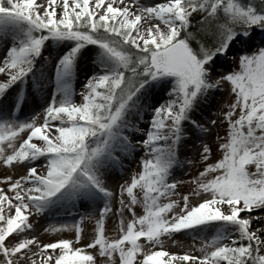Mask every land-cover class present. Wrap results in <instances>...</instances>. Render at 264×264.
<instances>
[{
  "label": "snow or ice",
  "instance_id": "1",
  "mask_svg": "<svg viewBox=\"0 0 264 264\" xmlns=\"http://www.w3.org/2000/svg\"><path fill=\"white\" fill-rule=\"evenodd\" d=\"M254 27L264 29V0H0V39H16L0 56V107L8 113L0 118V264H264V46L232 55L230 71H212L213 57L227 55L237 34ZM50 38L75 44L54 61L46 106L20 120L23 86L37 75ZM88 44L98 47L103 70L87 78L77 101L72 77ZM166 75L175 78L168 97L142 128L138 94ZM213 89L224 99L218 115L226 134L217 137L215 163L199 140L204 164L188 182L199 197L193 200L177 191L182 182L172 170L181 164L185 121L209 136L219 126L190 115ZM132 131L143 138L131 139ZM136 148L145 154L141 170L119 185L114 207L108 169ZM97 193L102 207L45 229L74 231V240L33 234L30 217L64 199L94 201ZM110 216L119 217L111 236ZM85 220H95L90 242L82 238ZM175 234L193 243L173 240L181 250L167 249Z\"/></svg>",
  "mask_w": 264,
  "mask_h": 264
},
{
  "label": "bare ground",
  "instance_id": "2",
  "mask_svg": "<svg viewBox=\"0 0 264 264\" xmlns=\"http://www.w3.org/2000/svg\"><path fill=\"white\" fill-rule=\"evenodd\" d=\"M145 2V0L143 1ZM16 43L15 36L13 34H9L2 39H0V56L4 55L6 49L8 47L13 46ZM75 41L72 40H62V41H54L51 39L50 42H47V47L42 49L41 57L37 58L36 68H34V72L37 73L35 77H32L30 74V78L23 86V102L21 109L16 113V117L20 120H24L27 117L35 114V112L40 111L41 108L46 106L48 100L51 99V93L54 88L53 83H49L48 81L54 76L55 73V60L59 59L60 56H63L69 49L74 45ZM245 44V41H242ZM248 46L254 47L257 45L256 42L249 39ZM232 51L240 52L237 45H232L229 53ZM80 56L77 57L76 60V71L75 76L72 77L73 88L76 93L77 101L78 94L83 86L84 82L87 80L89 76H92L95 72L102 71L101 68V60L98 55V47L96 45H89L85 48ZM43 57H49V61L44 62ZM215 65L212 69L213 74H219L220 69L225 70V66L228 64L226 58H217L215 60ZM20 82L12 86V89H16V92L13 93L11 99L9 100V104L11 107L16 101V93L20 91L18 85ZM171 87V82L169 80L159 82L157 84L147 85L144 89L141 90L140 96V105H142V119L139 120V126L142 128L147 127V121L151 118L152 107H155L161 103L168 97L169 88ZM11 91V89H10ZM212 95L210 97H206L204 101L201 102V105L192 110L190 113L192 119L199 121L204 124L205 127H208V121L212 120V114L210 113V108L214 107L220 100L221 93L218 89H213ZM3 97H0L2 100ZM135 111V110H134ZM8 115L7 111L0 107V118H4ZM186 125L185 130L187 131V136L185 137V145L180 149V161L181 164L178 163L173 166L172 176L179 174L185 171L191 163L193 153L196 150V139L204 140L207 138V134L202 133L198 127H195L190 124L189 121H185ZM131 139L139 140L143 138V134L140 132L132 131ZM123 149V145L121 146ZM144 153L140 148H136L131 151L130 154L124 152L118 160L112 161V166L108 169L106 180L108 181L110 186H113L116 182L120 180L123 176H125L129 171L135 168V171L138 172V168L140 166L141 159L144 157ZM41 162L42 158H41ZM104 197L102 193H97L95 200H91L88 198H80L77 199L75 206H79L81 208V212L74 215L64 214V213H56V211L60 210L62 207L67 206L65 202L59 201L47 209L46 213L36 220L33 223L34 232L33 234L37 235V232L43 229L46 222L49 220L54 221H62L64 218L66 220H73V217H76L83 212L85 214L93 211V205L103 206ZM51 212H55L54 215L50 214ZM72 222V221H71ZM208 233L215 234V228H211L208 230ZM207 233V234H208ZM185 236H190L186 235ZM172 251H177L170 249Z\"/></svg>",
  "mask_w": 264,
  "mask_h": 264
},
{
  "label": "rangeland",
  "instance_id": "3",
  "mask_svg": "<svg viewBox=\"0 0 264 264\" xmlns=\"http://www.w3.org/2000/svg\"><path fill=\"white\" fill-rule=\"evenodd\" d=\"M143 1L144 0H141V2H143ZM237 37L238 38H234L233 42L230 44V46H229L230 49H231L232 45H237L239 51L242 52V51H250L251 49L256 48L258 46H264V29L254 27L253 30L251 32H249V34L247 36H244V35L238 33ZM249 39L250 40L252 39V41L257 43V45L254 47L248 46L247 42H249ZM50 41H51V38L48 41H46L45 43L50 42ZM242 41H245V44H243ZM89 45H92V44L86 45L85 48H87ZM84 49H82L81 52ZM235 53H237V52L232 51L231 54L228 52L227 55L222 56V57L220 56V54H217V56L213 57V59L216 60L217 58H226L228 64L225 66V70L230 71L233 68L237 67V65L232 64V61L230 59V57L232 55H234ZM174 79L175 78L172 77L171 75H169V76L166 75L163 77H159L156 80L150 81L149 85L157 84L159 82L166 81V80H169L172 83V81ZM224 97L225 98L227 97V93H224ZM16 99H17V96H16ZM220 100L221 101H219L217 104H215L214 107L210 108V113L213 116L212 119H216L218 121L219 126L216 128H212L210 130L211 135L210 136L208 135L207 138H205L203 140V142L208 143L210 148L212 149V153H211V155L209 157V161H208L209 163H215L216 159H218L222 156V152L220 151L219 144L217 142V137L218 136L222 137L226 134V124L219 123L220 120H222V117L219 116L218 113L220 111L221 104L224 103V99L221 96H220ZM15 105H16V101L14 102L12 107L14 108ZM21 106H22V99L20 101L19 110L21 109ZM19 110L17 112H19ZM199 140L200 139H196V150L193 153V156L191 159V162H192L191 165L185 171L172 176V178H174L175 180L182 182L178 185L177 191L179 193H181V195L189 194L193 200H196L199 197L193 195V190L195 188V185L190 184L188 182L191 180L192 176L198 175V173L203 170V164H204V162L201 160V157H200V151H202V149L199 148V144H200ZM140 170H141V164L138 168V172ZM0 171H2V167H0ZM138 172L135 171V168H133L131 171H129L125 176L120 178V180L113 185L114 190L117 192V199L114 201V207H117V208L119 207V202H118L119 185L121 183H123L124 181L130 182L132 175L134 173H138ZM201 195H204V194L201 193ZM61 201L65 202L67 206L62 207L60 210L56 211V213H60V212L64 213V214L74 213V215H76L79 212H81V208L79 206H75V203L77 200L75 202H73L71 200H67V199H64ZM138 212L142 214V209H138ZM82 214H85V213L83 212ZM80 215L73 217V220H71L72 222L69 220H66L65 218L62 221L49 220V222L45 223L43 229H41L37 232L38 238L41 239L43 242H51L54 239H60V238L74 240V238H75L74 231L73 232L65 231L63 233H51V232H46L45 229L48 228L49 225H51V224H55V225H59L62 223L72 224L80 218ZM39 218H41V217H34V218L30 217V220H33L35 222ZM105 225H106V235L111 236V235L117 234L118 225H119V217L118 216H110L109 218H106ZM83 227L85 229L84 232L82 233L83 241L84 242H90V239H91L92 235L94 234L95 220H91V221L85 220L83 222ZM208 235L211 236L212 233H208ZM173 240L179 242V244H182L184 246H188V245H191L193 243L191 236L188 237V236H185L184 234H175L172 237V240H169L167 242V244H166L167 249H173V250H177V251L181 250L178 248L177 244H174L172 242ZM77 246H82V245H77Z\"/></svg>",
  "mask_w": 264,
  "mask_h": 264
},
{
  "label": "water",
  "instance_id": "4",
  "mask_svg": "<svg viewBox=\"0 0 264 264\" xmlns=\"http://www.w3.org/2000/svg\"><path fill=\"white\" fill-rule=\"evenodd\" d=\"M169 76V75H168Z\"/></svg>",
  "mask_w": 264,
  "mask_h": 264
}]
</instances>
